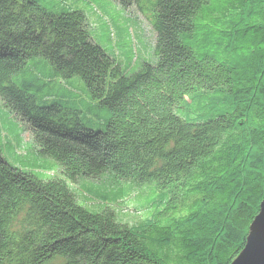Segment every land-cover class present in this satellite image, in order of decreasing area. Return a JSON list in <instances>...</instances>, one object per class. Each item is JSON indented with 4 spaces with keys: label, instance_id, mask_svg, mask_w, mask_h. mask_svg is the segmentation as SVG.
Here are the masks:
<instances>
[{
    "label": "trees",
    "instance_id": "trees-1",
    "mask_svg": "<svg viewBox=\"0 0 264 264\" xmlns=\"http://www.w3.org/2000/svg\"><path fill=\"white\" fill-rule=\"evenodd\" d=\"M143 12L155 61L123 67ZM0 115V264H230L264 199V0H0Z\"/></svg>",
    "mask_w": 264,
    "mask_h": 264
},
{
    "label": "rangeland",
    "instance_id": "rangeland-1",
    "mask_svg": "<svg viewBox=\"0 0 264 264\" xmlns=\"http://www.w3.org/2000/svg\"><path fill=\"white\" fill-rule=\"evenodd\" d=\"M140 14V13H139ZM145 16L140 14L139 20L142 22L143 26H145L146 24V20H145ZM133 19V17H132ZM147 19V18H146ZM148 20V19H147ZM148 23L150 26L151 23L148 20ZM149 35L152 33V30L149 28ZM126 37L123 41L119 42V39ZM120 37L118 32L116 35H112L111 40H110V45L108 46V49L113 48L114 49V53L117 56V60L121 63V65L123 67H135L140 65L143 60H150L153 59L152 55L154 54V46L151 48L150 44H148L145 40L140 39L138 37L135 36L134 32L130 31V32H126V34ZM122 44V48L119 46V44ZM146 50V53H145ZM44 84L42 85V88L38 87V86H32L31 88L36 90L34 91L37 94V97L39 99V101L41 102L42 99L40 96H43L44 93L46 91H51V89L55 88L54 87V83H50L48 81H44L43 79H41ZM19 83H21V80H17ZM53 86V87H51ZM33 92V91H32ZM64 106H67V104L65 102H63ZM86 121L87 124L92 125L94 127L97 126H103V124H97L95 121H90L87 119H84ZM10 125V121L8 120H4L1 115H0V135H1V139L4 142V150L7 151L8 149H12L18 146V141L16 140V137L14 136V133H11L9 135V137L11 138V143L7 144L6 143V138L5 136H7V127H9ZM16 130L18 131V127L16 125H14ZM89 127V126H88ZM18 137V136H17ZM26 137L29 138V133L28 135L26 134ZM28 143V141H27ZM81 180H77L75 182H73L74 187L79 185L80 187H83V185H85V188L90 192L93 191L91 193H95V192H100V193H107V186L106 184H95L94 182H86V181H82L83 185L80 182ZM80 187H76L77 190H80ZM116 189L114 191H110V194H112L113 192H117L121 187H115ZM82 192V191H81ZM85 194V192H82ZM83 194V195H84ZM115 206L117 208L120 209V214L121 217L123 218L124 221H140L142 218V214H139L137 211V209H135L132 204L125 201L123 202H118L115 204ZM121 218V219H122ZM131 223V222H130Z\"/></svg>",
    "mask_w": 264,
    "mask_h": 264
},
{
    "label": "water",
    "instance_id": "water-1",
    "mask_svg": "<svg viewBox=\"0 0 264 264\" xmlns=\"http://www.w3.org/2000/svg\"><path fill=\"white\" fill-rule=\"evenodd\" d=\"M230 264H264V199L250 224L244 248Z\"/></svg>",
    "mask_w": 264,
    "mask_h": 264
},
{
    "label": "clouds",
    "instance_id": "clouds-1",
    "mask_svg": "<svg viewBox=\"0 0 264 264\" xmlns=\"http://www.w3.org/2000/svg\"><path fill=\"white\" fill-rule=\"evenodd\" d=\"M148 15L146 13H141L142 15H144L151 23L152 26L149 25L148 20L145 18L146 20V24L145 26H143L142 22L139 20V24H132L130 26V29H128V32L132 31L134 32L135 36L145 40L148 44H150L151 48L154 46L155 47V32L153 30V19H152V12H147ZM140 16V14H139ZM152 30V33L149 35V31L148 29ZM146 53V50H145Z\"/></svg>",
    "mask_w": 264,
    "mask_h": 264
}]
</instances>
